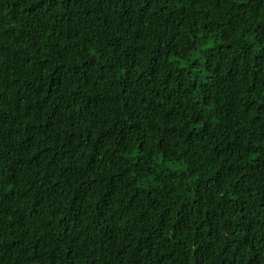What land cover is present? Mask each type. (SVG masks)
Here are the masks:
<instances>
[{
    "label": "trees",
    "instance_id": "trees-1",
    "mask_svg": "<svg viewBox=\"0 0 264 264\" xmlns=\"http://www.w3.org/2000/svg\"><path fill=\"white\" fill-rule=\"evenodd\" d=\"M0 264H264V0H0Z\"/></svg>",
    "mask_w": 264,
    "mask_h": 264
}]
</instances>
